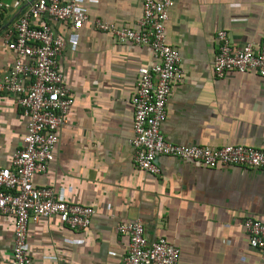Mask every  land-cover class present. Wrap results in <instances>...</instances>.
<instances>
[{"label": "crops", "instance_id": "crops-1", "mask_svg": "<svg viewBox=\"0 0 264 264\" xmlns=\"http://www.w3.org/2000/svg\"><path fill=\"white\" fill-rule=\"evenodd\" d=\"M37 1L2 0L0 81L17 60L6 41ZM76 2L88 16L81 29L51 23L65 41L59 69L74 103L59 130L55 160L33 184L53 189L60 201L90 206L95 215L83 231L57 218L31 224L32 264H121L129 237L117 228L131 221L142 223L149 243L165 238L178 248V264H264L242 226L247 218L264 222V169H209L160 156V174L152 175L133 161L132 98L139 70L156 59L149 47L118 43L95 21L137 30L143 0ZM219 31L238 48L261 44L264 0H174L166 41L180 56L184 79L172 87L161 133L176 145L264 150V78L253 72L215 77ZM26 124L16 97L0 93V169L23 146ZM14 231V216L0 213V264L12 262Z\"/></svg>", "mask_w": 264, "mask_h": 264}, {"label": "built area", "instance_id": "built-area-1", "mask_svg": "<svg viewBox=\"0 0 264 264\" xmlns=\"http://www.w3.org/2000/svg\"><path fill=\"white\" fill-rule=\"evenodd\" d=\"M174 0H143L138 29L117 28L97 19L95 27L110 34L118 43L149 47L156 59L139 70L132 98L134 137L133 161L143 171L160 174V156L195 161L209 169L238 166L264 169V150L242 145L218 149L183 146L166 141L161 127L167 119V105L174 84L184 79L180 56L166 41V22ZM3 3L0 0V24ZM46 19L42 24H34ZM88 21L76 0H38L15 24V38L7 40L17 60L0 81V93L13 95L27 120L23 146L10 167L0 169V213L13 215L15 231L11 264H32L27 248L31 224L57 218L74 231L86 230L95 210L90 206L60 201L53 189L35 187L36 174L45 173L55 160L59 130L74 100L59 69L65 41L55 35L51 23L69 22L75 30ZM217 54L213 63L215 77L230 73L253 72L264 78V41L235 47L226 31L217 33ZM242 226L249 245L264 253V222L247 218ZM119 233L129 237L128 251L121 264H178L181 251L167 239L149 243L140 221L122 223Z\"/></svg>", "mask_w": 264, "mask_h": 264}]
</instances>
